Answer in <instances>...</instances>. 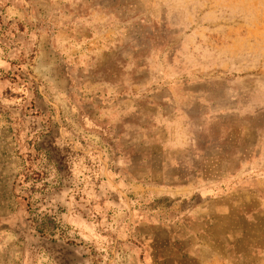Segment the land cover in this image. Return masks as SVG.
<instances>
[{
	"label": "rangeland",
	"instance_id": "rangeland-1",
	"mask_svg": "<svg viewBox=\"0 0 264 264\" xmlns=\"http://www.w3.org/2000/svg\"><path fill=\"white\" fill-rule=\"evenodd\" d=\"M0 264H264V0H0Z\"/></svg>",
	"mask_w": 264,
	"mask_h": 264
}]
</instances>
